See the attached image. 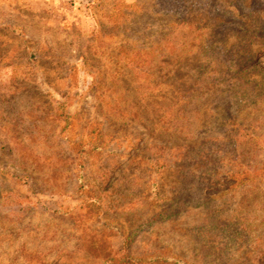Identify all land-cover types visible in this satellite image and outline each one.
Listing matches in <instances>:
<instances>
[{
  "label": "rangeland",
  "instance_id": "1",
  "mask_svg": "<svg viewBox=\"0 0 264 264\" xmlns=\"http://www.w3.org/2000/svg\"><path fill=\"white\" fill-rule=\"evenodd\" d=\"M0 264H264V0H0Z\"/></svg>",
  "mask_w": 264,
  "mask_h": 264
},
{
  "label": "trees",
  "instance_id": "2",
  "mask_svg": "<svg viewBox=\"0 0 264 264\" xmlns=\"http://www.w3.org/2000/svg\"><path fill=\"white\" fill-rule=\"evenodd\" d=\"M131 242H132V238L131 237H129V236H126L125 238H124V246L126 247H128L130 244H131ZM121 259V261L120 262H125V261H128L129 259H130V257H126V256H124V257H122V258H120ZM106 260L107 261H117L116 260V258H113L112 256H108L107 258H106ZM150 260L151 261H168V258H165V257H161V256H155L154 258H150ZM172 261H178V260H172Z\"/></svg>",
  "mask_w": 264,
  "mask_h": 264
},
{
  "label": "crops",
  "instance_id": "3",
  "mask_svg": "<svg viewBox=\"0 0 264 264\" xmlns=\"http://www.w3.org/2000/svg\"><path fill=\"white\" fill-rule=\"evenodd\" d=\"M48 1H53V0H48ZM54 1H60L61 3H63L64 5H71L73 8L76 7L77 5V0H54Z\"/></svg>",
  "mask_w": 264,
  "mask_h": 264
}]
</instances>
